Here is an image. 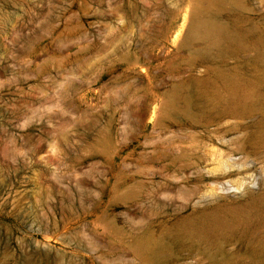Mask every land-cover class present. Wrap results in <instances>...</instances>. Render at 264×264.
<instances>
[{
  "label": "rangeland",
  "instance_id": "1",
  "mask_svg": "<svg viewBox=\"0 0 264 264\" xmlns=\"http://www.w3.org/2000/svg\"><path fill=\"white\" fill-rule=\"evenodd\" d=\"M263 101L264 0H0V264H252Z\"/></svg>",
  "mask_w": 264,
  "mask_h": 264
},
{
  "label": "bare ground",
  "instance_id": "2",
  "mask_svg": "<svg viewBox=\"0 0 264 264\" xmlns=\"http://www.w3.org/2000/svg\"><path fill=\"white\" fill-rule=\"evenodd\" d=\"M187 35L188 37H208L219 41L223 37L230 36V33L225 26L218 22L209 20L199 22L194 20L191 23L190 31ZM224 78H226L227 82L233 81V77L230 74H225ZM258 105L264 110V101L260 102ZM260 137L264 138V120L261 124ZM238 165H240V163ZM243 181L244 180L239 182L238 180L237 182L239 183H235L236 185L229 187V189L234 192H242ZM254 185L257 184L255 183ZM193 219H195L198 233L207 240L211 239L216 233L223 232L227 229H231L237 234L251 233V236L255 237L258 246V253L252 259L251 263L264 264V193L244 203L232 205L217 203L211 207L205 206ZM255 226L260 230H255ZM251 229H253V231Z\"/></svg>",
  "mask_w": 264,
  "mask_h": 264
}]
</instances>
